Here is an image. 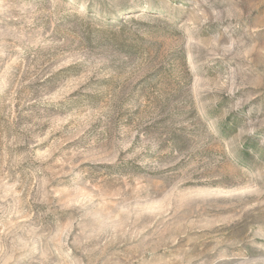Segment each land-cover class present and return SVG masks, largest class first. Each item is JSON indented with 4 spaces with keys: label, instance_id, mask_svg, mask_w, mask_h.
Returning a JSON list of instances; mask_svg holds the SVG:
<instances>
[{
    "label": "rangeland",
    "instance_id": "374dc122",
    "mask_svg": "<svg viewBox=\"0 0 264 264\" xmlns=\"http://www.w3.org/2000/svg\"><path fill=\"white\" fill-rule=\"evenodd\" d=\"M0 264H264V0H0Z\"/></svg>",
    "mask_w": 264,
    "mask_h": 264
}]
</instances>
